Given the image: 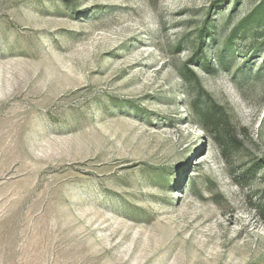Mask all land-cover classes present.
<instances>
[{"label":"rangeland","instance_id":"rangeland-1","mask_svg":"<svg viewBox=\"0 0 264 264\" xmlns=\"http://www.w3.org/2000/svg\"><path fill=\"white\" fill-rule=\"evenodd\" d=\"M0 264H264V0H0Z\"/></svg>","mask_w":264,"mask_h":264}]
</instances>
